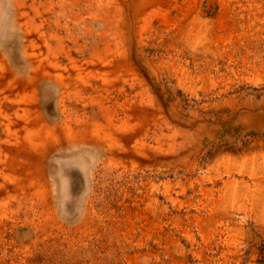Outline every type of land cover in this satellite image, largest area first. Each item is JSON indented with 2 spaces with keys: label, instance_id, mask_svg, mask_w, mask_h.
Segmentation results:
<instances>
[{
  "label": "rangeland",
  "instance_id": "rangeland-1",
  "mask_svg": "<svg viewBox=\"0 0 264 264\" xmlns=\"http://www.w3.org/2000/svg\"><path fill=\"white\" fill-rule=\"evenodd\" d=\"M0 264H264V0H0Z\"/></svg>",
  "mask_w": 264,
  "mask_h": 264
}]
</instances>
